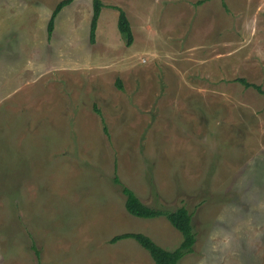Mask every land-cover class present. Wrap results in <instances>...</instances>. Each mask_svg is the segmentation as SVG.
<instances>
[{"label": "rangeland", "instance_id": "1", "mask_svg": "<svg viewBox=\"0 0 264 264\" xmlns=\"http://www.w3.org/2000/svg\"><path fill=\"white\" fill-rule=\"evenodd\" d=\"M60 1L0 0V264H154L109 243L124 233L175 249L181 234L129 215L114 177L146 206L188 210L196 242L178 264H264V96L237 82L264 91V0L183 17L196 1L100 0L94 43L92 0L47 39ZM161 29L174 51L145 40Z\"/></svg>", "mask_w": 264, "mask_h": 264}, {"label": "trees", "instance_id": "2", "mask_svg": "<svg viewBox=\"0 0 264 264\" xmlns=\"http://www.w3.org/2000/svg\"><path fill=\"white\" fill-rule=\"evenodd\" d=\"M73 1L74 0H62L54 8L47 25L48 40L51 37L56 16L64 7L70 5ZM201 3L202 1L198 2V4ZM92 4L93 11L90 21L89 41L91 43H94L96 24L102 9V4L100 0H92ZM117 29L124 41V44L127 47L131 46V44L133 43L132 31L124 11L119 8ZM237 82L242 84L245 88H254L259 94L264 96V91H262L259 86L249 84L244 79H237ZM117 87L118 89H121L120 82H118ZM104 131L107 132L105 126ZM113 181L116 185L120 186V191L124 196V208L129 215L142 219L164 217L171 224V226L181 234L182 239L180 244L173 250H166L160 247L151 238L140 233H124L115 235L109 240L110 244H116L117 242L126 239L134 240L142 249H144L149 254L154 264H178L183 257L193 252L196 238L191 224V215L186 208L179 207L175 210H164L161 208L146 206L140 201V199L132 190L121 185L116 177H114ZM35 253L36 255H39V252L35 251Z\"/></svg>", "mask_w": 264, "mask_h": 264}, {"label": "crops", "instance_id": "3", "mask_svg": "<svg viewBox=\"0 0 264 264\" xmlns=\"http://www.w3.org/2000/svg\"><path fill=\"white\" fill-rule=\"evenodd\" d=\"M196 1V5L195 6H193L192 4H190V6L187 8V7H180L179 9H178V14L181 16V17H183V14L187 11H189V15H190V13L193 11V10H195V7L196 6H199V5H201V4H203L205 1H209V0H193V3ZM200 1H202V3L201 4H198V2H200ZM221 1V3L222 4H224L223 3V0H220ZM185 3H188V1L187 0H185ZM184 3V4H185ZM210 3V2H209ZM189 5V4H188ZM199 8V7H198ZM197 8V9H198ZM183 11V12H182ZM125 13V12H124ZM189 15H188V17H189ZM127 17V16H126ZM143 18H144V20L142 21V22H144V21H146V17H149V16H142ZM188 17H186V18H188ZM129 22V21H128ZM54 29V28H53ZM162 30V32H164V34L166 35V40H162L161 39V35H160V32H155V33H153L152 34V32L149 34V36L147 35V34H145V35H147V37L145 38V40L146 41H148V40H156V41H159V40H161L162 41V46H164V47H168L165 51L166 52H169V51H174L173 50V46L174 45H176L177 44V39L175 38V36H172V32H170L169 30H163V29H161ZM156 31H159L158 30V28H157V30ZM53 32V31H52ZM52 35V34H51ZM149 38V39H148ZM49 40H51V37H50V39ZM32 67H35V65H33ZM39 68H41V66L39 67ZM37 73H39V72H37ZM25 82H29V79H27ZM2 84H3V81L2 80H0V86H2ZM1 88V87H0ZM1 92H2V88H1ZM3 98V95L2 94H0V99H2Z\"/></svg>", "mask_w": 264, "mask_h": 264}]
</instances>
